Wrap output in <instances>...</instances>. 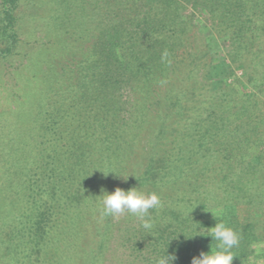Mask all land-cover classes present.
Instances as JSON below:
<instances>
[{
  "label": "trees",
  "instance_id": "trees-1",
  "mask_svg": "<svg viewBox=\"0 0 264 264\" xmlns=\"http://www.w3.org/2000/svg\"><path fill=\"white\" fill-rule=\"evenodd\" d=\"M36 1L50 38L41 87L0 123V264H104L120 227L134 264L167 246L191 264L212 239L187 237L214 226L213 209L240 237L233 261L250 258L252 213L264 214V0ZM22 2L0 0L2 62ZM188 6L226 43L222 62ZM117 187L160 196L151 233L128 214L99 220L94 197Z\"/></svg>",
  "mask_w": 264,
  "mask_h": 264
},
{
  "label": "rangeland",
  "instance_id": "rangeland-1",
  "mask_svg": "<svg viewBox=\"0 0 264 264\" xmlns=\"http://www.w3.org/2000/svg\"><path fill=\"white\" fill-rule=\"evenodd\" d=\"M29 1L30 0H23L18 10V13L22 16V20L20 22V44L16 50V54L7 61H0V123L3 120V116L8 119L10 117V123H12L14 116H18L17 114L23 105L32 100L31 98L37 94L41 87V85L38 84L40 78L39 73L41 67L46 63L43 62L47 57V46L43 44L50 38L49 33L41 25L42 18L46 15L40 14L39 11L43 3L34 0V2L36 1L39 5L37 7L33 5L30 6ZM45 12L47 13V11ZM34 13L38 15L36 16ZM182 14L194 26L195 32L201 34V38L208 45L213 61L215 63L222 62L227 46L224 40L217 39L212 33L208 15L204 13L202 9L194 10L191 6H188ZM60 53L58 52L57 55L59 56ZM63 59H65V56L62 60ZM33 77H35L34 80ZM241 78L242 74L236 72L232 77L227 79V82L229 83L235 79L239 80ZM243 91L249 92L250 90L243 89L242 92ZM1 167L2 165L0 164V179L3 172ZM211 212L216 214L217 210L213 209ZM211 212H207L208 218L213 217ZM263 215H261V213H252L251 221L256 228L258 240H255L250 246L252 250L251 257L233 261L232 264H264ZM122 216L116 217L115 220L117 221L118 218ZM243 216L244 215L241 214L240 217L243 218ZM94 230H98L97 226ZM115 230L106 250V262L104 264H134L129 251L122 245L123 241L121 236H124L122 233L124 232V228L120 227Z\"/></svg>",
  "mask_w": 264,
  "mask_h": 264
},
{
  "label": "clouds",
  "instance_id": "clouds-1",
  "mask_svg": "<svg viewBox=\"0 0 264 264\" xmlns=\"http://www.w3.org/2000/svg\"><path fill=\"white\" fill-rule=\"evenodd\" d=\"M166 56L167 53L164 54V57ZM164 57H162V59ZM109 173L115 174L116 178H122L125 182L128 180L129 176L136 178L134 173L118 175L115 171L111 170L106 174L104 173V175L107 176ZM94 198L98 206L99 220L101 222L109 216L116 218L128 214L136 217L140 221L141 227L149 233L152 232L155 225L153 212L158 214L160 209L163 208L162 200L156 192H144L141 191L139 187H132L128 190L117 187L112 192L101 189V194ZM197 206H195V208ZM192 211L189 212V216ZM211 213L216 220L214 226L202 228L197 224L195 227V234L187 237L192 238L200 235L211 237L212 239L210 251H201L199 256L192 258L191 264H232L235 257L233 250L239 246L240 237L232 227L228 226L226 222L220 218L219 214ZM198 228H200L199 232L197 231ZM179 233H183L185 236L183 231ZM167 248L168 246L161 255L155 258L154 264H173L176 260V256L167 253Z\"/></svg>",
  "mask_w": 264,
  "mask_h": 264
}]
</instances>
